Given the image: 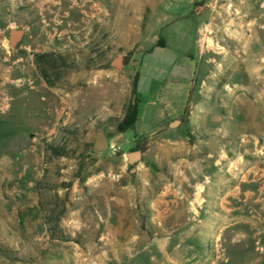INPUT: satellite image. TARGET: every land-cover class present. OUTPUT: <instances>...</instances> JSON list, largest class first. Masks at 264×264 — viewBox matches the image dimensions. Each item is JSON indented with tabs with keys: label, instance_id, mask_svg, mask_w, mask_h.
I'll list each match as a JSON object with an SVG mask.
<instances>
[{
	"label": "rangeland",
	"instance_id": "rangeland-1",
	"mask_svg": "<svg viewBox=\"0 0 264 264\" xmlns=\"http://www.w3.org/2000/svg\"><path fill=\"white\" fill-rule=\"evenodd\" d=\"M206 2L151 48L160 0H0V264H264V0ZM47 51L71 65L54 86L33 63ZM186 55L188 122L139 136L158 126L157 92L179 106ZM136 73L146 119L122 141Z\"/></svg>",
	"mask_w": 264,
	"mask_h": 264
},
{
	"label": "crops",
	"instance_id": "crops-1",
	"mask_svg": "<svg viewBox=\"0 0 264 264\" xmlns=\"http://www.w3.org/2000/svg\"><path fill=\"white\" fill-rule=\"evenodd\" d=\"M207 0H160V4H159V14L157 13V10H151L150 13V19H149V23H148V28L150 30V32L156 31L157 34L154 37V41H153V45L151 46V48H153L155 46V44L157 43L159 37H161L164 41L165 46H167V40L162 36L163 35V30H165L167 27H169L170 25H172L175 20H185L187 18L186 14L191 13V11L193 10V8L197 5V4H201L202 2H204L203 4L205 5V7L209 6V3L206 2ZM156 20H154V19ZM188 24H190L188 22ZM190 26H188V28L186 29L188 31V34L186 31H184V35L181 36V42H183L184 44L187 43H193L196 42L194 39H192V32L190 30ZM198 31V28L195 29V34ZM11 33H9L8 35V39L11 40ZM22 35L19 37L18 41H20L21 37H23L24 35V31L20 32ZM182 62V64L187 65V71H188V75H187V81H186V86L183 89V92L179 95L180 102H179V106L176 107V103L175 101H173V99L175 98V96L173 95V93L170 92L169 90V95L166 99V102H164L165 100H161V97H159V92H157L158 94V99H160L161 103H160V108H157L156 110H154V114L153 117L154 119L158 120L157 124L158 126L153 127L152 130L143 133V131L139 132L138 135L142 136V135H147L150 134L152 131L161 128L164 130L163 134H165V129H169V133L168 136L169 138L172 137V135H174L173 133H175L176 131L180 132L179 129L175 130V132H173V126H171L170 124L174 121H176L183 113V110L185 108L186 105V100H187V96L189 93V89H190V83H191V77L194 74V71L196 69V61L194 58H191L190 55H186L184 57H180L179 58ZM189 59V60H188ZM190 61V62H189ZM188 62L191 64L189 65ZM172 73L169 74V77L171 78L170 80H172V82H174L173 80H176L175 78H177L178 75H176L175 71L173 73V70L171 69ZM139 81V79H138ZM175 83V82H174ZM138 87V85H137ZM173 89V87L171 88ZM138 92H139V87L137 88ZM140 95V94H139ZM159 118V119H158ZM146 119V116L144 115V112H140V109L138 107V113H137V123L136 124H140L142 123V121H144ZM122 134H119V136L117 137V139H120L123 141V137L121 136ZM126 140V139H125ZM159 212L157 213V217H154L157 223H163V224H168L169 221L167 219H169V202H165V205H161L160 209L158 210Z\"/></svg>",
	"mask_w": 264,
	"mask_h": 264
},
{
	"label": "trees",
	"instance_id": "trees-1",
	"mask_svg": "<svg viewBox=\"0 0 264 264\" xmlns=\"http://www.w3.org/2000/svg\"><path fill=\"white\" fill-rule=\"evenodd\" d=\"M154 47L157 48H164L165 44L161 37H159L157 43ZM33 63L35 68L44 82L49 86H54L58 81L61 80L63 77L64 71L71 67L70 63L68 62L67 58L57 52L47 51L36 53L33 55ZM126 65V63L124 64ZM138 73L135 74L133 81H132V89L131 94L128 100L124 103L122 108L121 116L116 120V124L114 127V132L117 134H124L128 131H133L135 129L137 123V113L138 107L140 104L139 93L137 90V83H138ZM190 100V91L187 96V103L183 110V113L180 117L181 123L186 124L188 122L189 117V109H188V101ZM145 141V140H144ZM48 149L53 155L57 157H62L65 155L64 148L53 147L49 146ZM91 150L93 149V144L90 146ZM141 151L144 152V146L137 144L132 151ZM79 178L80 176H75ZM83 182V181H82ZM61 210L58 214L49 216L46 220L48 225L51 224L50 232L52 233L51 236L53 239H62L59 234H56L57 231L59 233V217L62 214Z\"/></svg>",
	"mask_w": 264,
	"mask_h": 264
},
{
	"label": "water",
	"instance_id": "water-1",
	"mask_svg": "<svg viewBox=\"0 0 264 264\" xmlns=\"http://www.w3.org/2000/svg\"><path fill=\"white\" fill-rule=\"evenodd\" d=\"M20 36H21L20 31L12 32L11 40H10L11 45H15ZM121 63H122V60L119 58L115 61V66L120 67ZM176 124H179V121L176 120L172 122L170 125L175 126ZM108 147H109V142H108L107 136L103 132H99L93 144V150L98 153H102V152H105L108 149ZM141 155H142V152L137 150V151L129 153L128 157L131 159V163L133 164L135 163V161H137L140 158Z\"/></svg>",
	"mask_w": 264,
	"mask_h": 264
},
{
	"label": "flooded vegetation",
	"instance_id": "flooded-vegetation-1",
	"mask_svg": "<svg viewBox=\"0 0 264 264\" xmlns=\"http://www.w3.org/2000/svg\"><path fill=\"white\" fill-rule=\"evenodd\" d=\"M195 7H200V5H197V6H195Z\"/></svg>",
	"mask_w": 264,
	"mask_h": 264
}]
</instances>
